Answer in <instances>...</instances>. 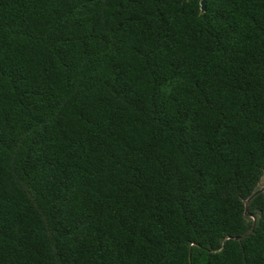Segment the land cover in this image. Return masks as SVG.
I'll use <instances>...</instances> for the list:
<instances>
[{"label": "trees", "instance_id": "obj_1", "mask_svg": "<svg viewBox=\"0 0 264 264\" xmlns=\"http://www.w3.org/2000/svg\"><path fill=\"white\" fill-rule=\"evenodd\" d=\"M262 175L264 0H0V264H264Z\"/></svg>", "mask_w": 264, "mask_h": 264}, {"label": "water", "instance_id": "obj_2", "mask_svg": "<svg viewBox=\"0 0 264 264\" xmlns=\"http://www.w3.org/2000/svg\"><path fill=\"white\" fill-rule=\"evenodd\" d=\"M198 2H199V9H200V10H203V8H204V4H205V0H198ZM262 189H264V185L258 187V188L255 189V190H253V191H252V192H251V193L245 198V200H244V205H246L248 199H249L253 194H255L256 192H258V191H260V190H262ZM251 217H252V219L254 220V216L251 215ZM234 237H235V238H238L239 236H238V235H235Z\"/></svg>", "mask_w": 264, "mask_h": 264}, {"label": "rangeland", "instance_id": "obj_3", "mask_svg": "<svg viewBox=\"0 0 264 264\" xmlns=\"http://www.w3.org/2000/svg\"><path fill=\"white\" fill-rule=\"evenodd\" d=\"M259 185L260 186H263L264 185V175H262V177L260 178Z\"/></svg>", "mask_w": 264, "mask_h": 264}]
</instances>
